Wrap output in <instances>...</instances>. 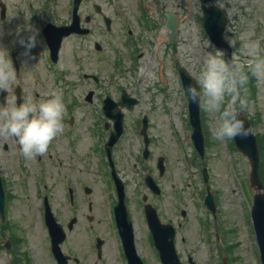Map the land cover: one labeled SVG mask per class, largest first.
Returning <instances> with one entry per match:
<instances>
[{
  "label": "rangeland",
  "instance_id": "374dc122",
  "mask_svg": "<svg viewBox=\"0 0 264 264\" xmlns=\"http://www.w3.org/2000/svg\"><path fill=\"white\" fill-rule=\"evenodd\" d=\"M2 1L10 4L11 8L4 21H0V54L6 57L8 50L14 48L22 57L17 79L8 93L12 94L17 84L27 96L34 91L61 93L66 104L64 120L72 112L74 125L80 127L77 130L85 133L90 125L98 123L102 126L107 120L99 112L101 99L108 94L118 100L124 89L129 96L137 98L132 109L122 107L123 133L115 146L119 175L125 181L130 199L145 192L143 177L150 173L162 183L165 196L162 204L166 207L160 214L162 219L179 220L182 218L180 209L186 210L176 241L184 264H187L188 255L195 264H223V260L227 264H261L249 212L254 192L249 184L248 159L236 149L233 140L223 143L215 140L211 132L215 120L201 107L203 158L191 140L187 101L177 67H185L196 77L204 58L219 51L202 28L201 0L199 3L197 0H89L97 1L103 12L112 18L111 30L98 38L104 46L99 54L102 60L92 52L90 57H97V60L91 58L89 65L88 62H74V41L70 40L64 45V59L58 68L33 65L23 55L24 49L20 50L17 37H9V33L14 35L23 21L20 14H28L36 7L33 4L35 0ZM56 2L60 6L68 0ZM226 2L228 9L235 7L238 13L233 16L223 10L228 18L225 32H229L241 45L259 40L264 46V0ZM219 7L223 9V6ZM165 11L180 18L174 42L167 38L169 30L164 26ZM12 39L16 43L9 46L7 42ZM232 50L233 59L244 66L247 58L242 48ZM83 72L98 76V83L95 84L91 78L84 79L81 76ZM251 80L254 83L253 95L248 96V85V104L243 113L258 137L264 135V82L254 77ZM89 89L97 93L92 103L84 101ZM11 103L9 98L8 107ZM143 115L148 118L147 133L150 136V151L146 159L141 155L143 140L139 133ZM87 135L90 139L91 135ZM160 155L164 156L165 165L162 175H158L156 168V158ZM40 166L44 168V181L38 173ZM203 167L207 171L206 182L202 177ZM94 168L91 164L90 169ZM3 172L10 198L3 223L0 220V264H53L50 262L47 229L40 212L44 193L50 194L55 205L53 213L60 223H66L73 215L78 216V224L68 236L65 251L87 253L92 233H98L103 226L107 229L103 215L106 202L102 191H110L112 187L99 175L89 174L82 180L92 192L87 195L78 192L81 196L72 210L68 198L61 191L50 193L47 162L38 163L35 157L26 159L24 163L19 160L11 164L8 159L3 162ZM43 183L48 185L46 190ZM207 187L215 201L214 213L203 203ZM178 194L182 195L183 202L174 204ZM88 202L91 203V211L88 210ZM86 215H92L93 220L86 219ZM137 219V237L142 244L146 230L138 216ZM90 225V230L84 229ZM106 237L107 249L112 253L111 242ZM6 239L13 241L9 249L4 247ZM105 260H109L106 254ZM148 264H156L151 255H148Z\"/></svg>",
  "mask_w": 264,
  "mask_h": 264
},
{
  "label": "flooded vegetation",
  "instance_id": "af4514ba",
  "mask_svg": "<svg viewBox=\"0 0 264 264\" xmlns=\"http://www.w3.org/2000/svg\"><path fill=\"white\" fill-rule=\"evenodd\" d=\"M57 0H35L33 4L36 6L29 10L28 14H20L23 21L20 27L14 32V35L9 33V37H17V43L20 36L27 35L29 31L38 32L37 46L32 49L31 52V63L42 68H58L60 67L61 61L64 59V45L70 40L72 42V58L74 62L86 63L90 62V59L102 60L99 55L101 47L98 46L99 36H103L106 24L104 14L98 12L94 8V1L80 0L76 5L74 12V0H68L67 3L57 5ZM32 6V4H29ZM10 4L5 3L6 14H8ZM76 15L77 23L73 25L74 28L71 33L63 36L56 56L51 55V45H56V40L49 38V34L56 27H64L72 24L73 16ZM4 21V20H3ZM87 27L89 29L86 33H80L79 28ZM9 46H13L15 43L12 40L8 42ZM19 44V43H18ZM20 50L23 49L21 45ZM95 52L97 57H90V53ZM20 51H15L14 48L8 50V55L12 60V63L18 71L22 65V57L19 54ZM56 57V58H55ZM55 59V60H54ZM21 87V86H20ZM19 96L20 102L18 103V96L15 93H7V101L0 103V107H8V99H11L12 103L20 104L24 102H40L49 98L51 94H42L37 91L29 94L23 93ZM92 97V96H91ZM69 125H64V130L59 134L49 146V150L42 156H37L38 162H47L48 164V177L50 180L49 188L50 193L61 191L67 198L69 207L73 210L77 204V198L80 199L78 192H83L86 195L92 192V189L88 185L82 183L89 174L99 175L101 178H109L110 170L108 167V160L104 151V143L108 137L105 131V127H99L98 125H92L85 133L79 132L76 127L75 116L72 112L67 114ZM66 118V117H64ZM105 131V133H104ZM91 138L89 139V136ZM11 160V164L17 161H25L26 158L22 156L19 151V147L16 142L4 135H0V172L3 175V162ZM112 160L116 168L118 167V160L116 158L115 149L112 150ZM91 164L95 167L91 168ZM43 166L38 169L39 176L41 179L44 177ZM118 169V168H117ZM44 180V179H43ZM112 180V179H111ZM8 187V185L4 184ZM43 188H47V184H43ZM5 189V190H6ZM7 192V190H6ZM111 197H116V191L114 189L109 191ZM50 204L51 211L53 212L55 205L52 202L50 194L46 195ZM82 202V201H81ZM114 202L113 198L111 207L107 211L105 208L104 220L107 229L103 226L100 228L98 233H92L93 238L89 241V247L86 249L87 253H75L73 251H65L64 246L68 239V236L74 232L76 225L78 224V216L73 215L69 218L66 223H59L63 232L64 239L59 243L60 250L62 253L53 254L50 246V262L53 264H148V255L154 257L156 264L160 263L159 252L154 245L152 234L147 224L145 215V204H151L157 216L164 223H176L171 219L164 220L161 215L162 210H166V207L162 204L163 199L161 195L151 193L149 196L141 195L140 200L137 199V195H134V199L131 200L130 196L127 195L125 198V204L128 211V217L132 221L131 233L128 224L119 219L116 220L114 213ZM91 203L88 202V210L91 211ZM137 216L142 224L145 226L146 235H143V243L140 244L137 237ZM73 218V219H72ZM71 219V220H70ZM86 219L89 221L93 220L92 215H86ZM85 230H90L91 225ZM92 231V230H91ZM55 234L58 236L59 231L55 229ZM108 236L111 245L112 253L107 249V237ZM49 237V236H48ZM133 241V245H132ZM142 245V246H140ZM143 247V248H142ZM105 254L108 256V262L105 260ZM113 254V255H111ZM135 254V255H134ZM90 257L89 259L87 257ZM137 257V258H136ZM139 262H138V260Z\"/></svg>",
  "mask_w": 264,
  "mask_h": 264
},
{
  "label": "clouds",
  "instance_id": "9594fccd",
  "mask_svg": "<svg viewBox=\"0 0 264 264\" xmlns=\"http://www.w3.org/2000/svg\"><path fill=\"white\" fill-rule=\"evenodd\" d=\"M214 3L223 6L222 10L230 15L238 13L235 7L228 9L226 0H214ZM38 35L29 31L19 37L26 59L31 58ZM222 39L227 48L208 54L198 67L195 79L183 92L190 102L214 118L211 132L215 140L246 143L249 132L242 118L248 104L246 89L250 78L264 82V46L259 40L241 45L229 32L222 33ZM236 48H242L247 58L244 66L230 55L229 49ZM16 79L17 71L9 55L0 54V93H6ZM65 114L66 104L59 92H53L41 102L11 103L10 107H0V135L14 140L24 158L34 159L46 154L53 140L63 132Z\"/></svg>",
  "mask_w": 264,
  "mask_h": 264
},
{
  "label": "water",
  "instance_id": "95a60500",
  "mask_svg": "<svg viewBox=\"0 0 264 264\" xmlns=\"http://www.w3.org/2000/svg\"><path fill=\"white\" fill-rule=\"evenodd\" d=\"M203 3L209 2V5H202L203 9V27L208 36L212 39L214 44L219 47L220 49H226L227 45L225 44L224 40L222 39V33L225 28V24L227 23V18L224 12H222L216 5H214L212 2L214 0H202ZM4 8V5H2ZM3 14V10H2ZM166 27L169 28L171 31L169 33V40L173 41L176 37V29L179 22V19L176 15H173L172 13L166 12ZM109 19L106 18V22H108ZM51 38H59V33L54 32L51 34ZM231 50L229 49L230 55ZM179 73L182 80V85L185 87L189 82L194 80V78L183 68H179ZM16 93H19V90L16 89ZM6 93H0V99H4ZM127 104L128 108H131L134 103H136L135 98H127L126 96H122L121 100L118 103L113 102L109 98L104 100V110L109 113V116L115 119L114 123V130L110 131V137L107 141L106 148L108 151L110 150L111 146L114 144V142L117 140L119 135L122 132V113H120V109L115 108L114 111L111 110V107H116L117 105H124ZM188 109H189V119L190 123L193 127V133H192V139L197 147V149L203 153V136L200 126V117H199V106L195 103H192L188 100ZM242 118L245 121V130L249 132V139L246 143H239L235 141L236 146L239 148V150L247 156L249 162H250V184L254 188L255 193L253 195V205L251 210V215L254 223V229L256 233L257 243L260 250V257L261 262L264 264V193L262 192V183L259 178L258 174V162H259V156H258V147H257V141L254 136V134L251 132L250 124L247 121L246 118L242 115ZM146 127V118H144V128ZM118 186V189L122 191V183L118 179V177H114ZM3 188L1 184L0 179V213L3 214ZM121 200V199H120ZM206 202L209 204V206H212L210 202V196L206 198ZM119 205V203H118ZM117 205V206H118ZM122 207H124L122 203ZM45 218L47 225L50 229L51 237H52V243L54 246L57 247L58 242H60L64 235L60 232V227L55 224V219L53 218L52 214L50 213V210L48 206L46 205L45 208ZM151 229L153 230V234L155 236L156 245L160 248L164 256H173V260H170L166 262V264H180L179 261L176 259L173 245H172V239H173V230L172 228H167L166 226H158L157 223H153L150 225ZM55 229L59 231L60 237H56ZM166 238H169V244L165 242Z\"/></svg>",
  "mask_w": 264,
  "mask_h": 264
}]
</instances>
